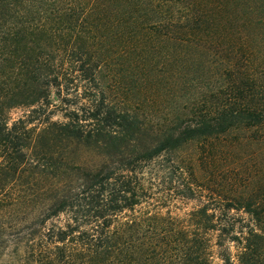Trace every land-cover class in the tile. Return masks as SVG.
<instances>
[{
  "label": "trees",
  "instance_id": "trees-1",
  "mask_svg": "<svg viewBox=\"0 0 264 264\" xmlns=\"http://www.w3.org/2000/svg\"><path fill=\"white\" fill-rule=\"evenodd\" d=\"M254 143L264 0H0V264H264Z\"/></svg>",
  "mask_w": 264,
  "mask_h": 264
},
{
  "label": "rangeland",
  "instance_id": "rangeland-1",
  "mask_svg": "<svg viewBox=\"0 0 264 264\" xmlns=\"http://www.w3.org/2000/svg\"><path fill=\"white\" fill-rule=\"evenodd\" d=\"M21 114V110H14L12 115L16 116ZM54 119H61L58 114H56ZM243 146L236 147V153L233 157H228L226 161L222 163L221 172H224L228 169H233V172L241 175L243 178H247L246 175L251 176L250 180L252 183L259 182L261 178H264V146L261 147L258 144H249L246 145L245 148ZM194 154V147H189L181 152L183 158L191 157L193 158ZM238 158V159H237ZM160 163L157 164V167L160 164L164 165L163 161H159ZM219 172V171H218ZM220 172V173H221ZM232 172V173H233ZM258 172V173H257ZM219 173V174H220ZM215 181L220 182L219 177H225V175H219L216 173L214 174ZM218 176V177H217ZM211 179L210 177H208ZM229 182H233V177L228 179ZM219 203V202H218ZM217 203V204H218ZM198 204L197 201L188 200V199H177L170 203V210L179 215H183L184 213L191 210ZM245 217V216H244ZM232 248V252H233Z\"/></svg>",
  "mask_w": 264,
  "mask_h": 264
}]
</instances>
